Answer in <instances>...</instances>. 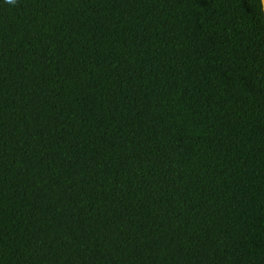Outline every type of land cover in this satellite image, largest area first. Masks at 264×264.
I'll use <instances>...</instances> for the list:
<instances>
[{
	"label": "trees",
	"instance_id": "obj_1",
	"mask_svg": "<svg viewBox=\"0 0 264 264\" xmlns=\"http://www.w3.org/2000/svg\"><path fill=\"white\" fill-rule=\"evenodd\" d=\"M0 264H264L262 0H0Z\"/></svg>",
	"mask_w": 264,
	"mask_h": 264
},
{
	"label": "clouds",
	"instance_id": "obj_2",
	"mask_svg": "<svg viewBox=\"0 0 264 264\" xmlns=\"http://www.w3.org/2000/svg\"><path fill=\"white\" fill-rule=\"evenodd\" d=\"M262 2H264V0H262Z\"/></svg>",
	"mask_w": 264,
	"mask_h": 264
},
{
	"label": "crops",
	"instance_id": "obj_3",
	"mask_svg": "<svg viewBox=\"0 0 264 264\" xmlns=\"http://www.w3.org/2000/svg\"><path fill=\"white\" fill-rule=\"evenodd\" d=\"M263 6H264V2H263Z\"/></svg>",
	"mask_w": 264,
	"mask_h": 264
}]
</instances>
